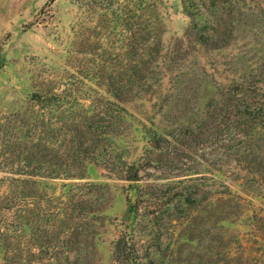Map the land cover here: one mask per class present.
<instances>
[{
  "label": "rangeland",
  "instance_id": "374dc122",
  "mask_svg": "<svg viewBox=\"0 0 264 264\" xmlns=\"http://www.w3.org/2000/svg\"><path fill=\"white\" fill-rule=\"evenodd\" d=\"M120 3L0 0V264H115L125 225L142 264H264V0L136 3L158 25L144 79H116ZM71 118L96 164L52 178L70 142L48 130Z\"/></svg>",
  "mask_w": 264,
  "mask_h": 264
},
{
  "label": "trees",
  "instance_id": "16d2710c",
  "mask_svg": "<svg viewBox=\"0 0 264 264\" xmlns=\"http://www.w3.org/2000/svg\"><path fill=\"white\" fill-rule=\"evenodd\" d=\"M75 4L81 3L83 0H72ZM102 1L104 0H86V4L90 8L91 12L96 9H102ZM116 1L117 4L121 2L122 8L117 9L116 14L118 18L120 16V12L127 8L128 20L127 24L125 23L124 32L126 33V37L124 38L126 46V58L129 61H133V63H129L127 67L130 72L127 74L126 72L118 71L116 73V79H144L145 72L147 70V64L149 60L145 59V53L148 48L151 46L148 44L149 40L153 34L152 30H156L158 25L156 22L152 20L145 19L143 17V13H138V11L145 10L138 3L143 2V0H111ZM133 2L130 9L126 5L123 4ZM137 3V4H136ZM119 6V5H118ZM126 11H123L126 14ZM145 12V11H144ZM143 17V18H142ZM120 28L118 27L117 30ZM118 35H120L118 33ZM140 53V55H138ZM60 96V94H59ZM65 102V101H63ZM119 102V101H118ZM54 126L50 128L48 131L51 133V138L55 137L56 132L60 131V129H64L66 133H68L69 137V145L66 149L61 152V159L56 157V152L53 153L54 161L52 162L49 159V164L51 163L49 168L50 175L52 178H58L60 175L62 178L71 179V178H83L87 174L88 166L91 164H96L94 153L96 151V136L97 133L95 131L96 128H93V122H90L89 125L85 127L82 126V122L79 119L71 118L68 122L63 123L60 126ZM63 127V128H62ZM38 152L37 154H30L31 158H28L27 166H34L36 168L37 158L40 156L39 151L41 150V144L38 143ZM39 154V155H38ZM38 166H41L40 163ZM59 171H58V167ZM104 167L109 170H116V174L118 178L123 179L128 182L129 190L134 186L140 188V191L145 190L142 184L144 183L143 169L139 164L135 163H127L119 157V161L117 164H104ZM115 174V175H116ZM168 174V173H166ZM137 184V185H135ZM131 191V190H130ZM153 193V192H152ZM154 194V193H153ZM145 195L150 197L149 191L145 190ZM126 200L130 202V209L135 208L139 210L140 207L138 205H133L131 200H129V196H126ZM134 230L127 225L119 232L118 237L114 242V258L115 264H142L140 261V255L137 248V243L134 237Z\"/></svg>",
  "mask_w": 264,
  "mask_h": 264
}]
</instances>
